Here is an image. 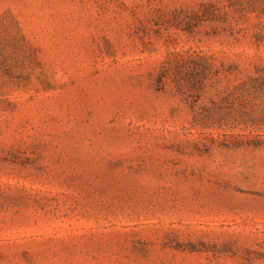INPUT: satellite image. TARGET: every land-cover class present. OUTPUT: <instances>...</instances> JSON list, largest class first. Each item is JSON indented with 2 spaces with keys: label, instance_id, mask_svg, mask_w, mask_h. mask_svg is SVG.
Instances as JSON below:
<instances>
[{
  "label": "rangeland",
  "instance_id": "obj_1",
  "mask_svg": "<svg viewBox=\"0 0 264 264\" xmlns=\"http://www.w3.org/2000/svg\"><path fill=\"white\" fill-rule=\"evenodd\" d=\"M0 264H264V0H0Z\"/></svg>",
  "mask_w": 264,
  "mask_h": 264
},
{
  "label": "trees",
  "instance_id": "obj_2",
  "mask_svg": "<svg viewBox=\"0 0 264 264\" xmlns=\"http://www.w3.org/2000/svg\"><path fill=\"white\" fill-rule=\"evenodd\" d=\"M190 29H191V26H189V24H188V27L186 28V31L188 32V31H190ZM163 76H160L159 77V82L161 83L162 81H163V78H165V74H162Z\"/></svg>",
  "mask_w": 264,
  "mask_h": 264
}]
</instances>
